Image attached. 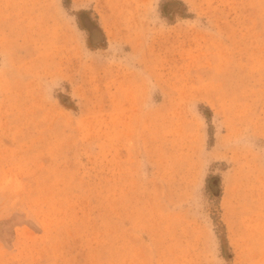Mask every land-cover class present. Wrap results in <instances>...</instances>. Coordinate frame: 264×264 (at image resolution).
Here are the masks:
<instances>
[{"label":"rangeland","instance_id":"374dc122","mask_svg":"<svg viewBox=\"0 0 264 264\" xmlns=\"http://www.w3.org/2000/svg\"><path fill=\"white\" fill-rule=\"evenodd\" d=\"M0 264H264V0H0Z\"/></svg>","mask_w":264,"mask_h":264}]
</instances>
